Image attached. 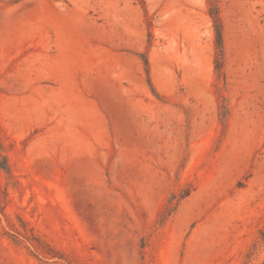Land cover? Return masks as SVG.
I'll return each mask as SVG.
<instances>
[{
    "label": "rangeland",
    "instance_id": "obj_1",
    "mask_svg": "<svg viewBox=\"0 0 264 264\" xmlns=\"http://www.w3.org/2000/svg\"><path fill=\"white\" fill-rule=\"evenodd\" d=\"M0 264H264V0H0Z\"/></svg>",
    "mask_w": 264,
    "mask_h": 264
},
{
    "label": "trees",
    "instance_id": "obj_2",
    "mask_svg": "<svg viewBox=\"0 0 264 264\" xmlns=\"http://www.w3.org/2000/svg\"><path fill=\"white\" fill-rule=\"evenodd\" d=\"M210 15L213 18L214 22V33H215V46L219 52V56L222 55V31H221V25H220V19L218 17V14L216 12V9H213L210 11ZM215 69L217 71L221 70V64L220 61L216 59L215 61Z\"/></svg>",
    "mask_w": 264,
    "mask_h": 264
}]
</instances>
